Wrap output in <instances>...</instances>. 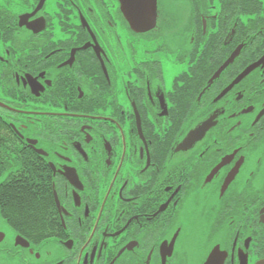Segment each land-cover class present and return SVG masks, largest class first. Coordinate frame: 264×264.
<instances>
[{"label": "flooded vegetation", "instance_id": "flooded-vegetation-1", "mask_svg": "<svg viewBox=\"0 0 264 264\" xmlns=\"http://www.w3.org/2000/svg\"><path fill=\"white\" fill-rule=\"evenodd\" d=\"M157 8L0 0V264H264V0Z\"/></svg>", "mask_w": 264, "mask_h": 264}, {"label": "trees", "instance_id": "trees-1", "mask_svg": "<svg viewBox=\"0 0 264 264\" xmlns=\"http://www.w3.org/2000/svg\"><path fill=\"white\" fill-rule=\"evenodd\" d=\"M242 1L248 2L249 0ZM22 185L12 183L4 188L2 194H0V197L14 211V215L11 217L16 219L18 223L31 225V228L27 230L28 233L35 234L49 231L51 225L48 223L49 219H46L49 217L46 215L47 205L42 203L46 193L43 191L39 193V190L34 191L33 188L27 187L26 183ZM37 225H40V227L37 228ZM18 228L20 227L18 226Z\"/></svg>", "mask_w": 264, "mask_h": 264}, {"label": "water", "instance_id": "water-1", "mask_svg": "<svg viewBox=\"0 0 264 264\" xmlns=\"http://www.w3.org/2000/svg\"><path fill=\"white\" fill-rule=\"evenodd\" d=\"M124 15L139 32L153 29L157 22V0H120Z\"/></svg>", "mask_w": 264, "mask_h": 264}, {"label": "rangeland", "instance_id": "rangeland-1", "mask_svg": "<svg viewBox=\"0 0 264 264\" xmlns=\"http://www.w3.org/2000/svg\"><path fill=\"white\" fill-rule=\"evenodd\" d=\"M180 2H174L170 3L167 1H164L163 3V7L165 9H168L170 11V13L174 14V16H176V18H180V16L182 15V11H181V7L179 5Z\"/></svg>", "mask_w": 264, "mask_h": 264}]
</instances>
